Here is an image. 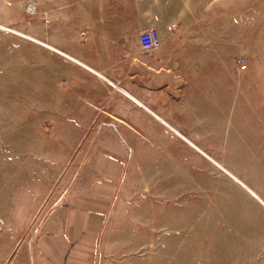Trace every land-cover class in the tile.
I'll return each mask as SVG.
<instances>
[{
  "label": "rangeland",
  "instance_id": "1",
  "mask_svg": "<svg viewBox=\"0 0 264 264\" xmlns=\"http://www.w3.org/2000/svg\"><path fill=\"white\" fill-rule=\"evenodd\" d=\"M61 1L77 13L67 5L78 0ZM124 1L160 31L165 51L147 55L173 57L141 88L223 168L157 118L126 131L131 156L100 218L97 264H264V205L238 196L244 182L264 201V0ZM53 2L0 0V24L44 40ZM46 58L0 29V264H28L41 225L99 181L94 155L106 132Z\"/></svg>",
  "mask_w": 264,
  "mask_h": 264
},
{
  "label": "crops",
  "instance_id": "2",
  "mask_svg": "<svg viewBox=\"0 0 264 264\" xmlns=\"http://www.w3.org/2000/svg\"><path fill=\"white\" fill-rule=\"evenodd\" d=\"M119 2L78 0L68 3L67 8L77 4L79 7L77 13L71 12L69 16L62 1L54 0L44 14V41L94 71L45 48L46 64L58 73L62 86L68 90L76 87L77 104L83 107V113L93 115L92 128L106 134L99 142L102 148L94 155L99 181H92L88 193L78 200L72 199L74 207H65L62 217L49 218L41 225L28 264H97L100 218L113 202L131 156L132 142L126 131L144 130L157 118L176 133V128L158 115V107L140 86L157 81L156 69L170 66L173 57L161 53L155 58L147 55L139 35L152 23L143 17L144 11H132L124 0L121 8ZM75 13L85 19L83 24L70 22Z\"/></svg>",
  "mask_w": 264,
  "mask_h": 264
},
{
  "label": "built area",
  "instance_id": "3",
  "mask_svg": "<svg viewBox=\"0 0 264 264\" xmlns=\"http://www.w3.org/2000/svg\"><path fill=\"white\" fill-rule=\"evenodd\" d=\"M168 28H169V30H171L172 26H169ZM0 29H3L5 31L13 33V34H16V35L23 37V38H26V36H27L30 39L29 38H26V39H28L32 42H35V43L43 46L44 48L51 50L54 53H57V54H60L64 57L73 59L74 61L80 63L81 65L89 68L84 63H81L79 60L73 58L71 55H69L65 51L59 49L57 46L52 45L47 41L34 39L33 37H31V36H29L23 32L12 31V28L10 26H7V25H1L0 24ZM139 43H140L142 49L146 52H151V51L158 49L162 44V37H161L160 31L155 27H151L149 29L144 30L139 35ZM240 66L245 67L246 65H245V63H241ZM238 185H239L238 196L242 201L248 200V198L252 197V195L254 193H253L252 189L246 183L239 182Z\"/></svg>",
  "mask_w": 264,
  "mask_h": 264
},
{
  "label": "bare ground",
  "instance_id": "4",
  "mask_svg": "<svg viewBox=\"0 0 264 264\" xmlns=\"http://www.w3.org/2000/svg\"><path fill=\"white\" fill-rule=\"evenodd\" d=\"M1 25H3V24H1ZM12 31H15V32H23V31H20V30H17V29H14V28H12ZM23 33H25V32H23ZM26 34V33H25ZM27 35H29V34H27ZM29 36H31V35H29ZM31 37H33V36H31ZM26 38H29V37H27L26 36ZM34 39H38V38H36V37H33ZM30 39V38H29ZM38 40H40V39H38ZM81 62V61H80ZM82 63V62H81ZM89 69H91L90 67H89ZM91 70H93V69H91ZM94 71V70H93ZM141 105H143V104H141ZM146 107V106H145ZM148 109V108H147ZM152 114H154L156 117H158L159 119H160V117L159 116H157L155 113H153L150 109H148ZM175 131H176V133H178L180 136H182L183 134L179 131V130H177V129H175ZM190 145H192V146H194V147H196L203 155H205L209 160H211L214 164H216V165H218L220 168H223V167H221V165H219L214 159H212L208 154H206V153H204L200 148H198L197 146H196V144H194L192 141H189L187 138H185V137H183ZM227 172V171H226ZM263 205H264V201L261 199V197H259V196H257V195H255V194H253Z\"/></svg>",
  "mask_w": 264,
  "mask_h": 264
}]
</instances>
